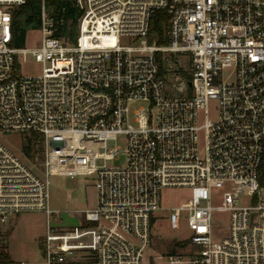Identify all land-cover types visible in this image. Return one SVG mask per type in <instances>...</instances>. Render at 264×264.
Listing matches in <instances>:
<instances>
[{
    "label": "built area",
    "instance_id": "2783aa9c",
    "mask_svg": "<svg viewBox=\"0 0 264 264\" xmlns=\"http://www.w3.org/2000/svg\"><path fill=\"white\" fill-rule=\"evenodd\" d=\"M26 2L0 0V133L26 141L0 142V264L24 212L47 230L41 261L21 264H146L166 188L189 191L167 218L187 249L152 264H264V0H77L75 43L41 0L40 39L19 48ZM30 55L42 69L23 75ZM79 175L96 208L52 226L50 178Z\"/></svg>",
    "mask_w": 264,
    "mask_h": 264
},
{
    "label": "rangeland",
    "instance_id": "374dc122",
    "mask_svg": "<svg viewBox=\"0 0 264 264\" xmlns=\"http://www.w3.org/2000/svg\"><path fill=\"white\" fill-rule=\"evenodd\" d=\"M40 39L36 35L28 39L26 46H33ZM178 58L185 66L188 57L179 54ZM42 65L31 55L22 62L19 70L23 75L39 74ZM140 104L134 106L138 107ZM39 138V146H41ZM0 142L13 151L21 153L25 144L23 134H1ZM122 144V141H119ZM124 160H120V163ZM112 165V163H108ZM189 194L187 189L166 188L161 192L162 212L155 213L152 225V245L146 264H152L161 255L181 253L186 251L185 239L189 235L186 226L181 230L171 228L167 220L169 209L184 201ZM97 206V191L93 176L79 175L75 177L52 176L50 178V209L54 211L51 219L52 226L70 228L78 225L85 211L95 209ZM224 225H228L224 222ZM220 228L219 226H216ZM47 230V216L43 212H24L10 217L4 227V243L6 245L9 262L6 264H21L22 262L41 261V240ZM181 243V244H178Z\"/></svg>",
    "mask_w": 264,
    "mask_h": 264
},
{
    "label": "trees",
    "instance_id": "16d2710c",
    "mask_svg": "<svg viewBox=\"0 0 264 264\" xmlns=\"http://www.w3.org/2000/svg\"><path fill=\"white\" fill-rule=\"evenodd\" d=\"M48 11L59 18H64L65 24L60 27L59 36L69 38L70 42L75 43L78 36V19L82 11L77 6V0H46ZM41 0H27L26 4L19 7L13 14V45L24 47L27 43V35L30 30L36 29L40 23ZM163 33L162 26L154 21L151 34ZM28 141L25 146L26 153L31 156L32 145ZM180 244V243H178ZM2 258L9 262L8 253L3 251Z\"/></svg>",
    "mask_w": 264,
    "mask_h": 264
}]
</instances>
